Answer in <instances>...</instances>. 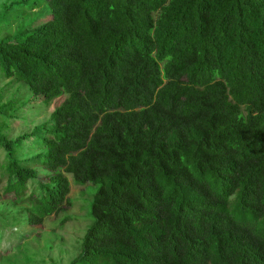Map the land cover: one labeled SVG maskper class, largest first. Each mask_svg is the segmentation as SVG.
Instances as JSON below:
<instances>
[{"label": "trees", "instance_id": "obj_1", "mask_svg": "<svg viewBox=\"0 0 264 264\" xmlns=\"http://www.w3.org/2000/svg\"><path fill=\"white\" fill-rule=\"evenodd\" d=\"M23 1L50 12L0 37V73L64 99L0 133L13 219L66 210L72 175L99 188L70 264H264V0Z\"/></svg>", "mask_w": 264, "mask_h": 264}, {"label": "rangeland", "instance_id": "obj_2", "mask_svg": "<svg viewBox=\"0 0 264 264\" xmlns=\"http://www.w3.org/2000/svg\"><path fill=\"white\" fill-rule=\"evenodd\" d=\"M26 4L23 0H0V37L13 34L11 30L24 25L30 26L50 12L47 3L32 9H26ZM34 99L35 95L27 85L7 79L0 73V111L7 118L15 112L10 121L0 119V133L15 138L31 132L49 120L64 97L48 106L32 101ZM4 156L0 148V160ZM45 173L40 169L41 175ZM69 180L71 205L57 216L46 219L43 226L26 227L23 222H16L14 215L27 205L26 202L16 205L0 197V264H70L80 254L84 236L93 222L90 213L99 186L92 183L77 185L72 175ZM29 185L32 189L35 184ZM65 217L69 219L63 222Z\"/></svg>", "mask_w": 264, "mask_h": 264}]
</instances>
